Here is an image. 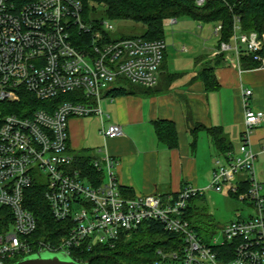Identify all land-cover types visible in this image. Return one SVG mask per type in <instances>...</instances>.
I'll list each match as a JSON object with an SVG mask.
<instances>
[{"label": "built area", "instance_id": "built-area-1", "mask_svg": "<svg viewBox=\"0 0 264 264\" xmlns=\"http://www.w3.org/2000/svg\"><path fill=\"white\" fill-rule=\"evenodd\" d=\"M208 0H194L202 6ZM174 23L176 18H166ZM111 20L87 11L80 0H0V264H10L39 251L69 256L83 244L113 246L145 223H159L172 246L156 249L149 264H264V194L255 176V153L249 137L264 111L248 106L243 91V130L237 151L213 158L210 182L201 188L186 183L174 194L126 195L119 185L116 160L109 154L91 163L102 179L94 184L73 168L68 121L90 114L102 118L99 101L124 81L154 87L160 77L166 43L140 34L110 37ZM222 25L213 33L221 37ZM215 54L240 66L251 55L264 66V30L245 33L233 17L232 36L220 41ZM72 93L75 100L52 110L20 107L22 95L40 101ZM110 96V95H108ZM110 139L122 134L120 124L101 126ZM42 187L55 221H69L59 244L31 238L37 222L26 207L27 190ZM224 189L252 209L230 220L222 239L204 241L187 218L190 201L205 191ZM127 231V232H126ZM79 262V261H78Z\"/></svg>", "mask_w": 264, "mask_h": 264}, {"label": "crops", "instance_id": "crops-1", "mask_svg": "<svg viewBox=\"0 0 264 264\" xmlns=\"http://www.w3.org/2000/svg\"><path fill=\"white\" fill-rule=\"evenodd\" d=\"M198 23L202 29V22ZM163 39L166 48L154 87L123 82L126 94L106 95L99 101L102 118L90 114L68 121L70 152L92 158L109 154L116 160V177L128 196L174 194L186 183L207 186L213 158L226 152L215 145L208 129H219L221 146L237 151L243 130V91L251 90L247 98L250 108L264 111V66L242 68L235 59L224 61L213 65L214 83L207 86L198 74L219 56L215 54L217 42L187 37L188 45L183 43L178 51L167 47L178 43L174 31L168 41ZM96 121L100 142L88 147L87 123ZM159 121L173 124L174 135L160 139L155 127ZM112 123L120 124L122 134L104 139L100 128ZM249 142L255 153V176L264 194V118L252 130Z\"/></svg>", "mask_w": 264, "mask_h": 264}, {"label": "trees", "instance_id": "trees-1", "mask_svg": "<svg viewBox=\"0 0 264 264\" xmlns=\"http://www.w3.org/2000/svg\"><path fill=\"white\" fill-rule=\"evenodd\" d=\"M26 1V0H20ZM87 11V2L102 3L105 6L103 17L115 21H132L140 23L144 31L141 36L148 39L164 38L163 20L169 17H190L201 22H220L222 25L221 37L217 40L228 42L233 31V17L238 16L242 31L262 33L264 29V0H208L202 6H197L194 0H80ZM223 54L214 57L212 61L203 66L199 76L207 86L214 83L213 65L223 63ZM259 63L251 55L240 56V67L253 68ZM132 84V83H131ZM135 85V84H133ZM143 87V86H142ZM145 88V87H143ZM150 89V88H145ZM128 90L122 85L108 92L115 96L126 94ZM75 100L72 93L62 94L58 97L40 101L31 94L22 95L20 107L33 111L38 108L52 110L60 102ZM160 139L173 136L175 133L173 124L159 121L155 125ZM208 132L213 136L215 145L222 152L227 147H222V137L217 128H210ZM87 154L75 155L73 168L80 170L81 176L94 184L102 179L100 172L96 171ZM124 192L129 191L122 189ZM39 186H32L27 190L26 207L31 210L36 218L37 227L31 238L44 240L53 244H59L64 240L70 227L69 221H55L49 211L47 202ZM189 211L187 218H189ZM191 222V221H190ZM195 228V227H194ZM204 241L205 237L200 236ZM170 234L163 231L159 223H145L127 236H121L113 246L104 244H83L71 252V257L76 261H86L87 264H149L155 258L157 248L173 245Z\"/></svg>", "mask_w": 264, "mask_h": 264}, {"label": "rangeland", "instance_id": "rangeland-1", "mask_svg": "<svg viewBox=\"0 0 264 264\" xmlns=\"http://www.w3.org/2000/svg\"><path fill=\"white\" fill-rule=\"evenodd\" d=\"M88 9L96 16H103L105 6L102 3L88 1ZM184 21H187L186 23ZM197 20H193L190 17L176 18L174 23L164 24V37L168 41L171 37V32L174 31V39L178 41L176 46L169 45L168 49H179L182 44H187L189 39L202 40L207 38L212 42H217V37L213 33V22H202L203 28L198 27ZM201 22V21H200ZM114 29L110 33L112 39H116L122 36L123 33L141 34L144 31L143 26L140 23L132 21H115L111 20ZM242 29V28H241ZM264 30V29H263ZM254 32V31H251ZM258 36L261 34L255 32ZM170 51L169 53H174ZM131 85V83L124 81ZM88 133L86 145L93 147L99 144L100 138L97 136L98 122L87 123ZM252 213V209L246 202L238 200L235 196L229 194L226 189L222 191H216L209 189L202 195L193 197L190 201L189 220L195 227V231L199 236H204L205 241H210L211 237H215L217 240L222 239L221 228L230 220L238 218V214L241 217H247ZM71 256V255H70ZM81 264H87L86 261L81 260Z\"/></svg>", "mask_w": 264, "mask_h": 264}, {"label": "water", "instance_id": "water-1", "mask_svg": "<svg viewBox=\"0 0 264 264\" xmlns=\"http://www.w3.org/2000/svg\"><path fill=\"white\" fill-rule=\"evenodd\" d=\"M127 232V231H126ZM10 264H81L63 251H39Z\"/></svg>", "mask_w": 264, "mask_h": 264}]
</instances>
